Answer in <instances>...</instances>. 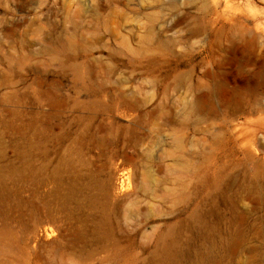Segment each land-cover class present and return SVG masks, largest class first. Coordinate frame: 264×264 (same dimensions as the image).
Segmentation results:
<instances>
[{
  "label": "rangeland",
  "instance_id": "374dc122",
  "mask_svg": "<svg viewBox=\"0 0 264 264\" xmlns=\"http://www.w3.org/2000/svg\"><path fill=\"white\" fill-rule=\"evenodd\" d=\"M0 264H264V0H0Z\"/></svg>",
  "mask_w": 264,
  "mask_h": 264
},
{
  "label": "bare ground",
  "instance_id": "6f19581e",
  "mask_svg": "<svg viewBox=\"0 0 264 264\" xmlns=\"http://www.w3.org/2000/svg\"><path fill=\"white\" fill-rule=\"evenodd\" d=\"M48 233H46V235L50 236L51 234H53V230L52 229H48Z\"/></svg>",
  "mask_w": 264,
  "mask_h": 264
}]
</instances>
